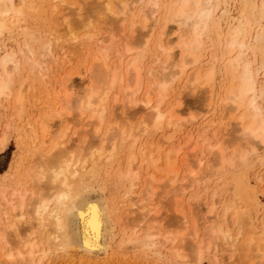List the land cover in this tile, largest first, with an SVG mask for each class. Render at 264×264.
<instances>
[{
    "label": "bare ground",
    "instance_id": "1",
    "mask_svg": "<svg viewBox=\"0 0 264 264\" xmlns=\"http://www.w3.org/2000/svg\"><path fill=\"white\" fill-rule=\"evenodd\" d=\"M53 2L49 18L57 8L72 6L67 0ZM38 7L36 0H0V107L8 106L13 96L19 118L25 91L34 88L38 77L59 72V63L70 66L74 53L77 56L80 47L95 37L87 30L93 22L72 21V10L77 17L81 10L71 9L61 17L70 42L53 50L52 40L39 32L37 36V27L26 20ZM91 7L106 35L103 47L80 60L83 65L91 63L90 83L72 99L74 73L68 74L54 93L58 97L64 92L78 119H86L75 133L82 138L78 146L77 139L69 142L70 123L61 111L56 122L51 119L54 130L49 126L51 116L39 114L35 126L30 118L24 119L17 138L31 141V150L22 165L18 167L17 161L0 174L1 256L10 264L18 260L44 264L51 251H74L91 259L109 257L116 250L198 264L203 252L217 243L228 245L232 255L245 249L250 254L255 248V258L261 256L264 224L260 237L251 233L238 245L225 223L231 220L243 235L247 208L256 200L250 195L247 173L254 157L259 165L264 163V154L258 153L264 150V0H99ZM82 30L83 42L77 44L76 34ZM5 32L15 33L12 49L5 43ZM206 51L211 52L210 67L201 72L196 68ZM216 65L222 72L220 117L215 121L206 116L195 133H184L183 96L210 88L211 104ZM40 71L47 74L36 75ZM41 84L49 87V78ZM70 109L71 105L67 116ZM230 113L237 121L234 125L228 120ZM11 127L7 123L5 129ZM6 142L3 135L0 151ZM190 145L194 154L188 151ZM203 170L210 179L202 189L209 190L213 177L212 184L223 182L225 193L221 216L209 199L214 223L198 238L196 224L191 231L188 222L184 225L188 212L182 198L195 188L189 193L191 200L208 199L198 192L202 183L196 176ZM257 183L264 185V172ZM12 184L18 189L10 192Z\"/></svg>",
    "mask_w": 264,
    "mask_h": 264
},
{
    "label": "rangeland",
    "instance_id": "2",
    "mask_svg": "<svg viewBox=\"0 0 264 264\" xmlns=\"http://www.w3.org/2000/svg\"><path fill=\"white\" fill-rule=\"evenodd\" d=\"M15 1L17 3V0H15ZM36 1H37L38 6H39L37 13L34 16H32V14H31L29 16V18H27L26 20H27V22H29L28 23L29 25L32 24V25L37 27L36 28V34L39 32V34L42 35L44 39L48 38V39L52 40V49L53 50L57 49L58 46H60V45H64L65 47H67V45L70 42L69 40L68 41L66 40L68 38L66 37L67 34H65L66 33L65 32L66 31L65 25L62 22L61 17L69 14L71 9L77 8V9L81 10V15L79 17H77L74 14V10H72V12H71L72 21L77 22L78 19L84 18L83 20L86 19V20H89V22H91V23L93 22L92 25L90 26V28H88L87 30L91 33H94L95 37L92 39V42H90V44L86 43L85 45L80 47V49H79L80 52L77 51V56H76V52L74 53V55H75L74 60L71 63L72 67H70L71 64H70V66H68V64L65 65L64 63H59L61 70L57 73L47 74L46 71H40L36 74V75H39V73H41V75H45V73H46L48 78H49V85H48L49 87H47V85H45L46 87L42 86V84H41V82L47 81L48 78L38 77L39 80L35 84L34 88H32L30 90L26 89L28 92L25 91L26 101L23 102V105H22L24 107V109H23V113L21 115V118L16 117L15 109L13 110V108H14V106H13L14 103L12 102L13 96L11 98L12 100L11 99L9 100L8 106L6 104H4L5 106L0 107V134H1L0 138L3 135H6V139H7L6 147L4 148V150L0 151V174L7 169L9 170L10 165H16L17 161L18 162L20 161L18 163V167L20 165H22L24 162V158H25V154H26L27 150H31V146H32L31 141H29L27 139H25L24 141H19V139L17 138L19 131L22 132V130H23L22 126L24 125L25 121H27L24 119L30 118L29 120L32 123V126H35L39 122V120H38L39 114H44V116H46V117L51 116L49 118L50 119L49 126H50V130H54L56 126L53 127V124H54L53 122L57 121V119L55 120L54 117H56V115L58 113H60V111H61L62 118H66L67 122L70 123L69 130L67 132V137L69 138V142L74 141V140L76 141V139H77L76 144H77V146L79 145L80 141L78 142V138L79 137L82 138V137L78 135V132H77V134H75V133H76V130L78 131L81 128L84 120H86V119H84V120L78 119V116L75 112L74 104L73 103L72 104L71 103L66 104L65 97H63L64 92H61L62 95L59 94L58 97L56 96L57 98L55 97L54 93L61 90L60 89V83L63 80V78L66 77L68 74H72V73H74L71 76L74 88H73V90H71L72 92L71 91L69 92L72 95V99H74L77 95H80L85 91V89L87 88V86L89 85L90 80H91L90 75H92V73H90L91 70L88 68V66L91 67V63H86L85 65H83L82 63H80V60L83 57H86L88 54L89 55L91 54L90 56H92L95 50H98L99 48H101V46L103 47V44H101V41H103L102 39L106 35V32H103L100 29V27H99L100 24H97V21H95L96 18L93 15L94 8L91 7L92 5L97 4L99 2V0H93V1L92 0H67V3L72 4V6L68 7L66 5H63L59 8H57L56 12L54 13V16L50 17V18H49V16L52 13V5L54 3L53 0H36ZM38 1H40V2H38ZM72 13L74 15H72ZM72 17H74V18H72ZM55 18L57 19V21L55 20ZM63 18H65V17H63ZM79 22H81V20ZM152 22H153V20H152ZM149 25H150V21H149ZM171 29L173 32L176 33L177 28L175 26L171 25ZM63 30H64V33L62 32ZM84 31H86V30H84ZM84 31L82 30L76 34L77 44L83 42L82 34ZM92 31H94V32H92ZM45 34H46V36H45ZM64 34H65V36H64ZM9 35H10V37H9ZM14 36H15L14 32H12V33L11 32H5L4 33L5 43L8 46H10V49L14 48V46H15V41L12 42V40H14L13 39ZM37 36H38V34H37ZM169 38H171L175 41L174 36H170ZM57 40H59L58 41L59 44H57ZM36 46L37 45H34L35 49L38 50V46H37V48H36ZM90 47H91V49H90ZM71 52H72V50H71ZM174 53L175 54H174L173 58L176 60L178 58L177 57L178 50L174 49ZM210 54H211L210 51L209 52L206 51L203 55L204 58L201 62L202 65L198 66L197 68L195 66L194 69L200 68V70H201V68H202L201 72L207 70V68L210 67L209 64H207L209 59H210ZM89 55H88V58H90ZM148 62H149V60L146 61V63H148ZM63 65H65L64 68H63ZM158 65L156 66V68H158ZM216 66L217 67H215V83H214V87H213V94H212L213 98H211L212 99L211 104H209L210 96L208 95L210 92V88H203L202 87V88H200L201 91H197L194 95H190L191 94L190 93V94H184L186 96H183V104H182L180 109L182 110V112L185 111V112H183V114L184 113L185 114L183 115L181 113V115L185 120H187V122L185 123L186 125L184 124V126H186V127L183 128L184 133H186V131H192V130L195 133L196 128H198V126L202 123V120L206 116L210 117V118H215V121H217V119L220 117V114L218 113L217 107L220 105L223 107V104L221 103V99H220V97H221L220 95H221L222 90L219 87V86H221L220 79L222 77L221 76L222 72L220 71V68L218 67V65H216ZM194 69L190 68L189 70H192L191 72L194 71V73H195L196 70H194ZM189 70H188V72H189ZM78 73H80V74H78ZM25 76H26V74H25ZM261 79L263 80V75L260 77V80ZM183 81L184 80L182 78L181 81L177 82V84L180 83L179 85L182 86L181 84H183L182 83ZM174 85H175V87L178 86V85H176V83ZM180 86H178L177 88H180ZM61 98L64 101L63 100L61 101ZM37 99L39 101H37ZM56 100H57V102H56ZM11 103H12V105H11ZM32 103H33V105H32ZM65 105L67 108L65 107ZM70 105H71L70 115L67 116L66 113L68 112ZM124 109L125 108H123L122 111H120V113L124 112ZM128 114L126 113V115H128ZM12 115H13V117H12ZM231 116H232V113L229 114L228 120L233 123L232 125H234V123H236L237 121L235 120V118L232 120L230 118ZM5 117L7 120L4 119ZM52 118L54 121L51 120ZM8 119H9V121H8ZM17 120H18V122H17ZM7 123L10 125L12 124V127L14 130L13 129L11 130L12 127L10 129L6 130L5 126ZM232 125L228 126L225 129V131H224L225 134L231 128ZM24 129H25V131L30 130L29 127H24ZM36 135H37V137L39 136L38 134H36ZM226 138H227V136H226ZM188 151L191 153L193 152L192 154L195 153L192 145H190L188 147ZM258 153H259V155H261V154L263 155L264 150H262ZM256 160L254 157L253 158V164L249 168L250 170H248V173H247L248 174L249 191H251L250 195L253 196L256 200H255V202H252V204L254 206H250L249 208H247V214L249 217L247 219V222H245L244 232L242 233L245 237L243 235H238L237 229H236V227L232 226L231 220H229L228 223H225L226 227L231 229L232 236L236 237V239H237L236 242L238 245H240V242L243 240V238L247 239V241H248V238H249L251 233H253V234L255 233L254 234L255 236L260 237L259 235L262 232V227H263L262 225L264 224V185L259 186L257 183L258 175L261 172L262 173L264 172V163H263V165H259V162H257ZM187 172H188L187 169L182 170V173H185V175H187ZM185 175L182 174L181 176H185ZM208 176H209V174H207L205 170H203L202 172H200V174H198L196 176L200 180V185L202 183L201 188L198 192H200L202 195L204 193H206L208 196L207 200H201V201L191 200L190 194L196 192L195 188H193L191 191H189L187 194H185V196L182 198V200L186 204L185 210H186V212H188L187 213L188 215L186 214L187 219L184 221V225H185V223L188 222L186 224V226L191 231V229H193V227H194V224H196V229H197V232L199 235L198 238L202 237L201 236V235H203L202 232L205 231L206 227L209 225L210 222L214 223V216L211 213H209L210 212V204H211L210 200L214 201L216 213H219L220 216L222 215L221 202L223 201L222 199H223V196L225 193L224 187L222 186L223 182H219L220 187H218L219 185L216 187V186H214V184H212V183H214L215 178L211 177L212 182L210 183V188L208 191L205 192V189H202V188L204 187L206 180L210 179V178H208ZM15 187L16 186L14 184H12L11 188L9 187L10 189H8V190L11 192L12 190L18 189L17 187L16 188ZM214 187H215V189H214ZM216 188H217V190H216ZM212 190H213V192L216 191V195L214 197H212V194H213V192H211ZM218 195H219V198L217 197V199H216V196H218ZM209 196H210V198H209ZM219 203H220V205H219ZM188 207H189V209H188ZM253 208H255V209H253ZM215 223H216V221H215ZM180 229H184V226L181 228H177V227L172 228V230H176V231H179ZM247 235H249V236L247 237ZM263 240H264V237H263ZM116 241H118V238L116 239ZM219 244L220 243H217L216 247L212 246V248L209 251L205 250L203 252V260L201 259L200 263H198V264H264V241L261 243L262 245H259L260 246L259 251H260L261 256H258L257 258H255L256 257L255 248H254V250H252L253 252L250 254L247 253L246 252L247 250L245 249V250L241 251V254L232 255V252H229V250H228V247H229L228 245L224 246L223 244L222 245H219ZM113 245H114L113 249L115 250L116 249V243H114ZM223 247L227 248V249H225L226 251L224 250ZM166 252H167V250L164 251V254ZM48 256L45 259L44 264H175V262L171 259H169L167 261V259H160L159 257L152 256L151 254H147V255L145 254L144 255V253L142 254L141 252H138V251H134V252H130V253H127V252L124 253V252H117L115 250L112 253V255H110L109 257L91 258V259L84 258L85 260L83 258H80L79 254L74 252V251H71L69 254H65L64 252H60V251H51L48 254ZM0 264H10L1 256V253H0ZM12 264H29V263H28V261L18 260ZM190 264H194V262H191Z\"/></svg>",
    "mask_w": 264,
    "mask_h": 264
}]
</instances>
